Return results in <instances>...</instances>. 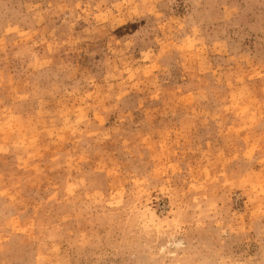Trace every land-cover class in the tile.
Listing matches in <instances>:
<instances>
[{
  "label": "rangeland",
  "instance_id": "374dc122",
  "mask_svg": "<svg viewBox=\"0 0 264 264\" xmlns=\"http://www.w3.org/2000/svg\"><path fill=\"white\" fill-rule=\"evenodd\" d=\"M0 264H264V0H0Z\"/></svg>",
  "mask_w": 264,
  "mask_h": 264
}]
</instances>
